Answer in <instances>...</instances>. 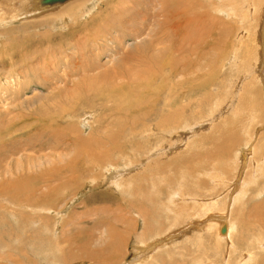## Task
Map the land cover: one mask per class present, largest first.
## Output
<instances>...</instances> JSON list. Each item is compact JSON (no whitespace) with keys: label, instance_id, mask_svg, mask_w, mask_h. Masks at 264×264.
Wrapping results in <instances>:
<instances>
[{"label":"rangeland","instance_id":"obj_1","mask_svg":"<svg viewBox=\"0 0 264 264\" xmlns=\"http://www.w3.org/2000/svg\"><path fill=\"white\" fill-rule=\"evenodd\" d=\"M48 12L0 22V264H264V0H73ZM172 85L185 110L168 105L165 125L149 101ZM58 182L73 189L51 205ZM39 191L48 204L31 212Z\"/></svg>","mask_w":264,"mask_h":264},{"label":"bare ground","instance_id":"obj_2","mask_svg":"<svg viewBox=\"0 0 264 264\" xmlns=\"http://www.w3.org/2000/svg\"><path fill=\"white\" fill-rule=\"evenodd\" d=\"M1 1V0H0ZM5 2H0V22H2V23H10V20L12 21V22H15V20L16 21H20V20H24V19H28V18H31V17H36V16H39V15H41V13H42V15L43 14H47V13H49L48 12V10H52V9H54V8H57V7H60V6H62V5H64V4H66V3H68V2H70V1H73V0H68V1H66L65 3H62V4H59V5H55V6H52V7H43V6H41L40 5V3H39V0H4ZM81 1V0H80ZM166 1V0H165ZM249 1V0H248ZM7 3V4H6ZM77 3V2H76ZM167 3V2H166ZM248 3V2H247ZM74 6V5H73ZM247 5H245L244 7H246ZM250 6V5H249ZM10 7V8H9ZM64 7V6H63ZM251 8V7H250ZM12 9V10H11ZM180 10V9H179ZM138 12V11H137ZM13 15V16H12ZM75 15V14H74ZM55 16V15H54ZM189 16V15H188ZM61 17H63V16H61ZM11 22V23H12ZM10 23V24H11ZM58 24V23H57ZM87 25H88V23H86ZM186 24V22L185 21H180V23H179V29L181 30H183V34L185 33V31H186V28L183 26V25H185ZM2 25V24H1ZM183 26V27H182ZM2 27V26H1ZM81 30H83V29H81ZM83 33H85L84 32V30L82 31ZM86 35V34H85ZM89 35V34H88ZM133 35V34H132ZM144 35H146V34H144ZM84 39H85V37H84ZM86 40V39H85ZM88 40H89V38H88ZM90 41V40H89ZM141 41V40H140ZM144 41V40H143ZM92 41H90V43H91ZM137 42V41H136ZM127 43V42H126ZM135 43V42H134ZM166 43V42H165ZM75 44V43H74ZM99 44V43H98ZM119 44V43H118ZM136 44V43H135ZM79 45V44H78ZM85 45V44H84ZM90 45V44H89ZM94 45V44H93ZM86 46H87V44H86ZM116 46V45H115ZM120 46V45H119ZM132 46H133V44H132ZM92 47V46H91ZM96 47V46H95ZM107 47V46H106ZM128 47H129V45H128ZM174 47V46H173ZM86 48V47H85ZM88 48V47H87ZM98 48V47H97ZM118 48V47H117ZM124 49V48H123ZM127 49V48H126ZM93 50V49H92ZM90 51V50H89ZM108 51V50H107ZM93 53V52H92ZM74 54V53H73ZM96 54V53H95ZM102 54V53H101ZM99 55V54H98ZM112 55L115 57L116 55L115 54H113L112 53ZM66 56V55H65ZM80 56V55H79ZM82 56H84V55H82ZM94 56V55H93ZM103 56V55H102ZM114 57H112V56H108L107 57V59H106V61H105V63H104V61H103V63H104V65L107 63V62H109V64H110V62L111 61H115L114 60ZM95 59H97V58H95ZM64 60V59H63ZM98 60V59H97ZM58 61V60H57ZM101 61V60H100ZM99 61V62H100ZM91 62H93V61H91ZM116 62V61H115ZM114 63V62H113ZM121 63V62H120ZM56 64H57V62H56ZM98 64V63H97ZM64 65H65V62H64ZM103 66V65H102ZM93 67V66H92ZM97 66H95V68H96ZM151 67V66H150ZM258 68V67H257ZM67 69V68H66ZM83 69V68H82ZM84 70H85V67H84ZM159 70V69H158ZM154 71V70H153ZM152 71V72H153ZM70 72V71H69ZM94 72V71H93ZM97 73V72H96ZM65 74H66V72H65ZM158 74V73H157ZM71 75V74H70ZM74 75V74H73ZM168 75V74H167ZM167 75H165V76H167ZM85 77V76H84ZM178 77H179V75H178ZM151 78V77H150ZM169 80V79H168ZM165 81V80H164ZM166 83V82H165ZM9 84V83H8ZM135 84V83H134ZM156 84V83H155ZM119 86V85H118ZM133 86V85H132ZM131 86V87H132ZM156 87V86H155ZM10 88V87H9ZM132 89V88H131ZM195 90V89H194ZM130 91V90H129ZM167 93H166V96L165 97H162V96H158V95H156V97L157 98H154V97H152V98H150L151 100L149 101V102H152L153 104H154V108L156 109V108H158L157 109V112L159 113V114H163V121H164V124H165V122L167 123V122H169L170 121V119H166V117L165 116H168V115H173V113L171 112L172 110H171V107L169 108V110L167 111V112H169V114L167 113L166 114V111L164 110L168 105H170V104H172V105H175V106H177L178 107V109H176V110H179L181 113L180 114H182L183 113V111L185 110V107L184 106H181V104H180V94L183 92L182 90H176L175 88H174V86L172 85V87L171 88H169V87H167ZM241 92V91H240ZM158 93V92H157ZM101 95H103V94H101ZM104 95H106V94H104ZM164 95V94H163ZM171 95H172V101H171ZM190 95V94H189ZM238 95V94H237ZM101 97V96H100ZM104 97V96H103ZM103 97H101V98H103ZM135 97V96H134ZM105 98V97H104ZM114 99V98H113ZM159 100H161V102H160V104H158V101ZM198 100V99H197ZM140 101V100H139ZM147 102V101H146ZM2 103V102H1ZM3 104V103H2ZM144 105H145V103H143ZM135 105V104H134ZM137 105V104H136ZM148 107V106H147ZM146 107V108H147ZM150 107V106H149ZM148 107V108H149ZM10 108V107H9ZM142 108V107H141ZM145 108V107H144ZM168 108V107H167ZM152 109V108H151ZM66 110V109H65ZM130 112V111H129ZM139 112V111H138ZM236 113V112H235ZM152 114V113H151ZM179 114V115H180ZM8 115V114H7ZM153 115V114H152ZM236 115V114H235ZM106 116V118H105V120H108V117H107V115H105ZM177 116V115H176ZM127 117H129V115L127 116ZM171 117V116H170ZM14 119V118H13ZM151 119H153V118H151V116H150V119L149 120H151ZM157 119V118H156ZM174 119V118H173ZM149 120H147V121H149ZM154 120H155V118H154ZM158 120V119H157ZM156 120V121H157ZM54 121V120H53ZM155 121V122H156ZM112 122V121H111ZM171 122V121H170ZM169 122V123H170ZM238 122V121H237ZM110 123V122H109ZM152 123V122H151ZM154 123V122H153ZM152 123V124H153ZM56 124V123H55ZM168 124V123H167ZM171 124V123H170ZM235 124V123H234ZM109 125V124H108ZM111 125V124H110ZM151 124H149V126H150ZM154 125H155V127L157 128V127H159L160 125H159V123H158V121L156 122V124L154 123ZM166 125V124H165ZM52 126H54V125H51L50 127H52ZM145 126V125H144ZM145 127H147V126H145ZM221 127V126H220ZM59 128V127H58ZM222 128V127H221ZM20 129V128H19ZM102 128H99L98 130L99 131H95V132H101L102 130H101ZM144 131H146V129H144V128H142ZM151 129V128H150ZM167 129V128H166ZM101 130V131H100ZM138 130V129H137ZM136 130V132L137 133H139L138 131ZM163 131H164V129H163ZM230 131V130H229ZM166 132H167V130H166ZM132 133H134V132H132ZM144 133V132H143ZM142 133V134H143ZM60 134V133H59ZM135 135H136V133H134ZM133 134V135H134ZM141 134V133H140ZM12 134H10L9 135V137L11 136ZM9 137L6 139V140H8L9 139ZM145 137V136H144ZM156 137V136H155ZM11 139H12V142L10 141V140H8V142H7V144H10V145H14V144H16V143H18L19 141H15V140H13L15 137H10ZM75 138H78V136L77 137H75ZM134 138V137H133ZM144 138L142 137V140H143ZM74 140V139H73ZM141 140V141H142ZM70 140L68 139V140H66V142L68 143ZM5 143H6V141H5ZM143 143V142H142ZM4 144V143H3ZM66 144V143H65ZM39 145H41V143L39 144ZM1 146V145H0ZM29 146V145H28ZM26 146V147H24L25 149H22L23 148V146H21L20 148V150L17 152V153H13V154H11V155H7V156H4L3 158H1V160H3L4 162H5V160H6V158H11V157H13L14 155H19L20 154V156H19V158H21V157H26V155H25V152L27 151L26 150V148L28 149V150H31V148H32V146ZM38 145H35L34 147H37ZM57 148H54V150H56ZM118 149V148H117ZM1 150V149H0ZM169 150V149H168ZM12 151V150H11ZM14 151H15V149H14ZM39 151H42V148L40 147L39 148ZM118 151V150H117ZM124 151V150H123ZM164 151V150H163ZM167 153V152H166ZM87 154V153H86ZM132 154V153H131ZM155 154V153H154ZM153 154V155H154ZM158 154V153H157ZM204 154V153H203ZM163 155V154H162ZM1 156V155H0ZM81 156V155H80ZM91 156V155H90ZM89 156V157H90ZM109 157H110V155L109 154H107V155H102L101 157H99L98 158V160H99V162H97V161H94V160H91L90 162L88 161V163H90V164H92V162L94 161L95 162V166L96 167H101L102 166V163L105 161V160H108L109 159ZM151 157V156H150ZM160 157H162L161 155H160ZM156 158V157H155ZM165 158V157H164ZM82 159H83V157H82ZM81 159V160H82ZM148 159V158H147ZM151 159V158H150ZM85 160V159H84ZM90 160V159H89ZM6 161H8V160H6ZM16 161V160H15ZM51 161V160H50ZM52 162V161H51ZM73 162V161H72ZM71 162V163H72ZM80 162H82V164H84L83 163V161H80ZM94 162H93V164H94ZM97 162V163H96ZM189 162V161H188ZM79 163V162H78ZM86 163V162H85ZM74 164H75V162H74ZM73 164V168H77V167H79V164H78V166H75ZM144 164V163H143ZM143 164H142V166H143ZM154 164V163H153ZM155 164H159L160 165V162H158V163H155ZM186 164H188L187 162H186ZM9 165H10V163H9ZM21 165V164H20ZM3 166V165H2ZM75 166V167H74ZM84 166V165H83ZM64 167V166H63ZM91 167V166H90ZM59 168V167H58ZM71 168V167H70ZM70 168L68 169L69 170V172H71L70 171ZM80 168V167H79ZM84 168V167H83ZM93 168V167H92ZM157 168H159V167H157ZM20 169V168H19ZM60 170H58L59 171V173H60V171L61 170H63L61 167L59 168ZM106 169V168H105ZM16 170H17V168H16ZM57 170H55V171H57ZM67 170V171H68ZM116 170V169H115ZM148 170V169H147ZM58 171L56 172V173H58ZM76 172L78 171V169L77 170H75ZM86 172V170L84 169L83 170V172ZM89 171V170H88ZM93 171H94V169H93ZM110 171V170H109ZM109 171H107V172H109ZM114 171V170H113ZM146 171V170H145ZM151 171L153 172L154 171V168H152L151 169ZM4 174H3V176H6L5 174L6 173H8V171H6V172H4V171H2ZM26 172V171H25ZM25 172H22V173H20L19 172V175L21 174V178H27L29 175H27V173H25ZM68 172V173H69ZM76 172H75V174H76ZM84 172V173H85ZM106 172V173H107ZM112 172V171H111ZM122 172H124V171H122ZM130 172V171H129ZM149 172V171H148ZM14 173H16L15 171H14ZM13 172H9V174L10 175H12V174H14ZM61 173H66L65 171L64 172H62L61 171ZM80 173H82V170L81 171H79V172H77V175H80L81 176V174ZM70 174V173H69ZM89 175V177H91L90 176V173H88ZM113 174V173H112ZM116 174H118V173H116ZM120 174V173H119ZM117 175V176H120V175ZM59 175L61 176V175H63V174H58V178L59 179H57V181H59L60 182V180H62V179H60L61 177H59ZM71 175H73L74 176V174H70V176ZM85 175V174H84ZM84 175L82 174V176L84 177ZM98 175H100V174H98ZM65 177L64 178H66L67 179V174L66 175H64ZM69 176V177H70ZM81 176V177H82ZM116 176V175H115ZM135 176V175H134ZM138 178L136 179V181H139V182H141V183H145V182H147L148 181V179L146 178V176H145V174L142 172V173H139V174H137L136 175ZM167 176V175H166ZM12 177V176H11ZM68 177V178H69ZM93 177V176H92ZM92 177H91V179H92ZM95 177V176H94ZM122 177V176H121ZM33 178V177H32ZM31 178V179H32ZM57 178V177H56ZM85 178V177H84ZM88 178V177H87ZM7 179V178H6ZM11 179V178H10ZM13 179H15V178H13ZM28 179V178H27ZM36 179H39V178H36ZM53 179H54V177H53ZM73 179V178H72ZM116 179V178H115ZM5 180V179H4ZM20 180H22V179H20ZM56 180V179H55ZM75 180H77V176H75ZM74 180V181H75ZM79 180V179H78ZM80 180H82L83 181V179H81L80 178ZM112 180V179H111ZM118 180V179H117ZM168 180H170V177H169V179ZM1 181V180H0ZM6 181V180H5ZM7 181H8V179H7ZM15 181H16V179H15ZM53 181V180H52ZM51 181V182H52ZM91 181V180H90ZM92 181L94 182V180L92 179ZM58 182V185L59 184H61V183H59ZM62 182H63V180H62ZM68 182H70V181H68L67 180V183ZM103 182V181H102ZM116 182V181H115ZM124 182V181H123ZM3 183V182H2ZM1 183V184H2ZM5 183H7V182H5ZM4 183V184H5ZM8 183H10V182H8ZM16 183V182H15ZM21 183H24V181H21V182H19V184H21ZM52 183H56V182H52ZM52 183H50V184H52ZM64 184H66L65 182H63ZM79 183V182H78ZM78 183L76 184V182H74V186H77L78 185ZM100 183H101V181H100ZM100 183H98V185L100 184ZM122 183V182H121ZM10 184H12V182L10 183ZM46 184V183H45ZM70 184H71V182H70ZM82 184V183H81ZM116 184V183H115ZM123 184V183H122ZM169 184L171 185L172 184V182H169ZM182 184V183H181ZM213 184H215V183H213ZM57 185V184H56ZM57 185V186H58ZM62 185V184H61ZM60 185V186H61ZM101 185V184H100ZM106 185V184H105ZM124 185V184H123ZM132 185V184H131ZM2 185H0V187H1ZM60 186H58L57 187V189L56 188H53V187H55V185L51 188H49L48 189V191H49V193L51 192V195H50V197H49V194H47V192L48 191H46V195H48V197H46V199L47 198H49V199H57L56 201L55 200H52L53 202L55 201L56 203H57V201L59 200V199H61L62 197L59 195L61 192H63V190H65V188L66 187H68V186H66L65 187V185L63 186L62 185V187L63 188H61L60 189ZM79 186V185H78ZM77 186V187H78ZM128 186V185H127ZM124 187V186H123ZM130 187V186H129ZM45 188H47V187H45ZM68 188H71V186L70 187H68ZM79 188V187H78ZM77 188V189H78ZM35 189H36V187H35ZM71 189H73V188H71ZM70 189V190H71ZM76 189V190H77ZM80 189H81V185H80ZM31 190V189H30ZM58 190H60V191H58ZM74 190H75V188H74ZM124 190V189H123ZM150 190V189H149ZM34 191V190H33ZM38 191V190H37ZM154 191V190H153ZM176 191V190H175ZM180 191H182V189L180 190ZM29 192V191H28ZM35 192V191H34ZM60 192V193H59ZM69 192V191H68ZM141 192V191H140ZM147 192V191H146ZM186 192H187V190H186ZM191 192V191H190ZM189 192V193H190ZM236 192V191H235ZM5 193V189H3V187H2V189H0V194H4ZM31 193H32V191H31ZM64 193V192H63ZM76 193V192H75ZM142 193V192H141ZM161 193V192H160ZM177 193H178V191H177ZM188 193V192H187ZM196 193V192H195ZM199 193V192H198ZM45 194V193H44ZM43 193L41 194V192L39 191L38 192V197H37V199L35 200H32L31 201V203H35V202H37V203H35L34 204V206H32L30 203V206L28 205V202H27V206H24V207H26L27 209H30L31 210V212H33V210H41L42 208L43 209H46V208H44L45 207V205L46 204H48V203H50L51 204V202L49 201V199H47L48 200V203H47V201L45 200V197L43 196L44 195ZM62 194V193H61ZM72 194H74V192L72 193ZM146 194V193H145ZM32 195V194H31ZM35 195H37V194H35ZM75 195V194H74ZM147 195H150L149 193H147ZM152 195H154V194H152ZM168 195V194H167ZM65 196V195H64ZM133 196H134V194H133ZM136 196V195H135ZM138 196V195H137ZM179 196V195H178ZM194 196V195H193ZM112 197V196H111ZM141 197V196H140ZM144 197H145V195H144ZM147 197H149V196H147ZM157 197V196H156ZM172 197V196H171ZM171 197H170V194H169V199H168V196H167V198L166 199H168V201L171 199ZM192 196H190V199H192L193 198V200L194 199H196V198H194V197H192ZM40 198H42V201L43 200H45V203L44 202H42V203H44L45 205H44V207H40V205H41V203H38L39 201H41L40 200ZM152 198H153V196H152ZM181 198V197H180ZM9 199H10V197H9ZM25 199V198H24ZM68 199V198H67ZM165 199V200H166ZM187 199V198H186ZM156 200V199H155ZM182 200V199H181ZM184 200V199H183ZM188 200V199H187ZM2 201V200H1ZM12 201H21V202H25V201H22L21 200V198L20 199H18V198H15V197H12ZM29 201V200H28ZM60 201V203L61 202H63V200L61 201V200H59ZM87 201V200H86ZM147 201V200H146ZM186 201V200H185ZM139 202V201H138ZM141 202V201H140ZM156 202V201H155ZM165 202H167V201H165ZM172 202V201H171ZM192 202H194V201H192ZM26 203V202H25ZM154 203V202H153ZM197 203V202H196ZM1 204V203H0ZM58 204V203H57ZM142 204V203H141ZM145 204H147V203H145ZM145 204H143V205H145ZM152 204V203H151ZM168 204V203H167ZM172 204V203H171ZM170 203L168 204V205H171ZM11 205H12V203H11ZM43 205V204H42ZM52 205V204H51ZM136 205V204H135ZM159 205V204H158ZM161 205V204H160ZM183 205V204H182ZM32 206V207H31ZM125 206V205H124ZM165 206V205H164ZM174 206H175V204H174ZM173 206V207H174ZM177 206V205H176ZM35 207V208H34ZM69 207V206H68ZM37 208V209H36ZM48 208L49 207H47V210H48ZM144 208V207H143ZM156 208V207H155ZM166 208H167V206H166ZM183 208V207H182ZM18 209H20V208H18ZM56 210V209H55ZM154 210V209H153ZM156 210V209H155ZM50 211V210H49ZM142 211H144L143 209H142ZM181 211V210H180ZM13 214L15 213V211L14 210H12L11 211ZM53 212V211H52ZM183 212V211H182ZM17 213H19L20 214V212H17ZM159 213V212H158ZM166 213V212H165ZM16 214V213H15ZM28 214V213H27ZM177 214V213H176ZM181 215H183V214H181ZM2 216H3V214H2ZM12 216V215H11ZM30 216V215H29ZM57 216V215H56ZM178 216H180V215H178ZM16 217V216H15ZM18 218H19V220L20 221H22L23 219H26V224L30 221V220H32L31 219V217H33V215L32 216H30V217H28V216H17ZM44 217V216H43ZM58 217V216H57ZM139 217V216H138ZM36 218H40V216L38 217H36ZM125 218V217H124ZM12 219V218H11ZM15 219H17V218H15ZM41 220H44V221H46L44 218H42ZM178 220H180V219H178ZM182 220V219H181ZM35 221H37V220H35ZM1 222V221H0ZM145 222V221H144ZM176 222V221H175ZM185 222V221H184ZM18 224V223H17ZM132 224V223H131ZM110 225V224H109ZM4 226V225H3ZM27 227V226H26ZM108 227V226H107ZM189 227V226H188ZM28 229V228H27ZM229 229V228H228ZM43 230H44V228H43ZM55 230V229H54ZM107 230H109V228L107 229ZM18 231V230H17ZM45 232V231H44ZM53 232V231H52ZM95 232V231H94ZM114 232V231H113ZM231 232V231H230ZM11 233V232H10ZM34 233H35V231H34ZM104 233V232H103ZM108 233V232H107ZM4 234V233H3ZM9 234V233H8ZM48 234V233H47ZM5 235L6 236H8L6 233H5ZM57 235V234H56ZM229 236V235H228ZM29 237V236H28ZM27 237V240L29 239ZM74 237H75V235H74ZM21 238V237H20ZM54 238V237H53ZM120 238V237H119ZM124 238V237H123ZM21 239H23V238H21ZM57 239V238H56ZM79 239H82V236L81 237H79ZM90 239V238H89ZM94 239V238H93ZM106 239V238H105ZM84 240V239H83ZM91 240V239H90ZM107 240V239H106ZM111 240V239H110ZM25 242H26V240H24ZM34 241V240H33ZM40 241V240H39ZM190 241H191V239H190ZM59 242V241H58ZM70 242V241H69ZM92 242V241H91ZM119 242V241H118ZM35 243V242H34ZM37 243V242H36ZM36 243H35V245H36ZM50 243V242H49ZM119 243H121V242H119ZM147 243V242H146ZM193 243V242H192ZM197 243V242H196ZM75 243L73 242V245H74ZM49 245V244H48ZM58 245V244H57ZM82 245V244H81ZM96 245V244H95ZM101 245V244H100ZM31 246H34V244L32 245L31 244ZM41 246V245H40ZM50 246V245H49ZM52 246V245H51ZM75 246V245H74ZM28 247V245L26 246V248ZM41 247H43V246H41ZM55 247V246H54ZM77 247V246H76ZM9 248H11L10 246H9ZM34 248V247H33ZM36 248H38V247H36ZM50 248V247H49ZM104 248V247H103ZM39 249V248H38ZM37 249V250H38ZM41 249H43V248H41ZM47 249H48V247H47ZM69 249H70V247H69ZM20 250V249H19ZM22 250V249H21ZM109 250V249H108ZM154 250V249H153ZM152 250V251H153ZM16 251V250H15ZM167 251V250H166ZM27 252V251H26ZM49 252H50V250H49ZM48 252V253H49ZM96 252V251H95ZM168 252V251H167ZM167 252H166V254H167ZM163 253H164V251H163ZM52 254V253H51ZM97 254V253H96ZM95 254V255H96ZM118 254V253H117ZM123 255V254H122ZM163 255V254H162ZM52 256H53V254H52ZM75 256V255H74ZM93 257H94V255H93ZM162 257V256H161ZM154 258H156V257H154ZM159 258V257H158ZM165 258V257H164ZM64 259V258H63ZM75 259H76V257H75ZM105 259V258H104ZM111 260V259H110ZM16 262H18V261H16ZM164 263V262H163ZM240 263V262H239ZM94 264V263H93ZM101 264V263H100Z\"/></svg>","mask_w":264,"mask_h":264},{"label":"water","instance_id":"obj_3","mask_svg":"<svg viewBox=\"0 0 264 264\" xmlns=\"http://www.w3.org/2000/svg\"><path fill=\"white\" fill-rule=\"evenodd\" d=\"M66 1H68V0H39V3L43 7H52L55 5L65 3ZM220 233H221V235H225L226 229L224 227H222L220 229Z\"/></svg>","mask_w":264,"mask_h":264}]
</instances>
